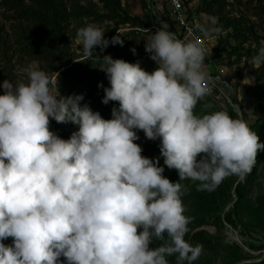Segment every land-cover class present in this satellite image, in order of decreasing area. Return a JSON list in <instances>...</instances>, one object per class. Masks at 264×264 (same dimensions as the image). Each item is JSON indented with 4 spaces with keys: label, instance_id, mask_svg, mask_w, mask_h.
Segmentation results:
<instances>
[{
    "label": "clouds",
    "instance_id": "9594fccd",
    "mask_svg": "<svg viewBox=\"0 0 264 264\" xmlns=\"http://www.w3.org/2000/svg\"><path fill=\"white\" fill-rule=\"evenodd\" d=\"M78 36L89 56L124 43L93 25ZM145 41L151 72L102 57L110 84L102 103L118 102L110 119L81 106L82 95L62 96L58 72L53 81L29 66L27 82L0 83V264H170V257L193 264L203 254L202 244L185 239L192 218L181 181L211 191L230 176L243 178L264 142L226 111L195 114L212 92L201 44L177 38L164 22ZM255 59L264 62V47ZM52 120L77 130L64 139ZM138 131L160 141L159 157L142 154Z\"/></svg>",
    "mask_w": 264,
    "mask_h": 264
},
{
    "label": "rangeland",
    "instance_id": "374dc122",
    "mask_svg": "<svg viewBox=\"0 0 264 264\" xmlns=\"http://www.w3.org/2000/svg\"><path fill=\"white\" fill-rule=\"evenodd\" d=\"M13 1L15 0H0V83L6 79L14 84L27 82V69L32 66L46 72L53 81L56 80L55 72H58L62 96L75 85L76 70L81 67L102 68L104 55H111L114 59L125 58L127 55L136 60L150 58V54L145 51V40L162 22L166 23L165 16H169L166 9L164 12L156 9L149 0H121L123 9L131 18H139L140 25L123 23L121 19L75 17L79 12L76 8L79 7L97 14L107 13L99 0H79L80 6L70 9L68 21L60 29L54 30L49 26L39 28L34 19L20 17L15 9L8 7L9 2ZM246 1L242 0V4L236 1L233 7L241 10L246 20L254 25L260 43L264 46V9L256 7L255 11L261 13L253 15L251 9L258 3L253 1L247 8L243 4ZM195 2L198 6L201 0ZM261 2L264 7V0ZM24 4L30 6L27 0ZM206 19L210 29L214 31L215 39L212 42L215 48L211 61L205 62V71L214 77L211 94L198 102L195 114L204 115L223 110L233 118H242L248 126L264 120V80L257 81L255 77V70L261 63L256 61L253 54L255 45L248 42L236 55L220 53L217 51L218 43L220 37L225 38L226 33L217 30L215 17L208 16ZM87 25L100 28L104 32V38L109 41L118 33L124 39L123 46L110 43L107 48L101 50L97 47L90 56L86 55L78 33ZM30 42L50 47L41 51L38 57H33L24 51V46ZM230 42L232 45L238 44L232 39ZM133 48L136 50L135 54L131 51ZM150 62L156 68V63L153 60ZM0 94H3L2 88ZM137 134L140 138L145 136L142 131ZM173 174L179 177L175 169H167V176ZM225 180L231 183V190L219 208L206 217L207 224L196 230L203 229L212 235L226 238L232 248L228 252H207L200 258L199 264H256L264 261V151L258 153L250 173L243 178L233 175ZM196 182L184 180V184L190 186ZM186 211L188 212L187 207Z\"/></svg>",
    "mask_w": 264,
    "mask_h": 264
},
{
    "label": "trees",
    "instance_id": "16d2710c",
    "mask_svg": "<svg viewBox=\"0 0 264 264\" xmlns=\"http://www.w3.org/2000/svg\"><path fill=\"white\" fill-rule=\"evenodd\" d=\"M26 0H15L9 2L8 7L10 9H15L16 13L25 19H34L39 24V28L52 27L54 30L61 28L63 23L68 21L71 12L70 9L79 7V0H27L30 6L24 4ZM106 10V14H97L92 10H86L82 7L76 8L78 15L75 17H94L96 19H107L115 20L121 19L123 23L127 24H137L140 25L141 21L139 18H131L127 11L122 7L121 0H99ZM239 1L242 4V0H201L197 6V13H205L208 16H213L216 18V28L220 33L225 32V38L220 37L217 51L220 53L225 52L229 56L236 55L240 50L243 49L244 45L248 42L253 43L254 49L253 54L258 55L260 48L264 47L260 43V38L257 35L254 25L246 20L244 13L239 9H234V2ZM256 1L258 4L253 6L251 10L253 15H259L261 12L255 11L257 8H262V0H247L243 4L249 7V4ZM70 7V8H69ZM247 7V8H248ZM82 8V9H81ZM261 9V10H262ZM75 10V11H76ZM230 39L237 42V45H232ZM50 45H45L41 43L35 44L34 42L28 43L24 46V51L26 54L33 57H38L39 53L43 50H47ZM46 53V51H45ZM48 54V53H46ZM130 63L139 62L141 67L151 72L155 68L153 63H151L150 58L142 57L140 60H136L127 55L125 58H120ZM98 68H79L76 70L77 78L75 85L70 89V91L63 96H83V100L80 101L81 106L87 104L93 111L99 112L101 116L105 119H110L112 114V109L114 107L118 108V102L110 101L108 104H103L102 99L104 97V88L110 87L109 81L106 74ZM255 77L257 81L264 80V62L255 70ZM103 85L100 87L99 85ZM196 105L195 112L198 109ZM216 109V108H214ZM253 131H255L260 137V141L264 142V120L257 122L249 126ZM50 129L57 135L64 139H68L72 132L76 131L77 128L72 123L61 124L57 123L55 120L51 121ZM138 144L143 148V155L149 158H156L160 156V141L148 140L145 136L137 141ZM160 164L163 166V158L160 159ZM167 167L165 166L164 175L172 182H178L179 177L176 174L167 176ZM184 184V181H181ZM197 181L193 185L184 184L187 188V193L183 197V202L185 207L188 208L185 215L191 217V223L188 225L189 231L185 236V239L191 244H202L203 254L200 258L207 252H219V251H231L232 246L226 238H220L219 236L212 235L205 230H196L198 227L207 224L206 217L212 212H215L220 204L225 199L229 190H231V183L227 180H223L217 187L211 191H201L197 190ZM4 244L8 245L12 243L11 238L2 241ZM160 241H154L153 247L158 246ZM200 258L193 262V264H199ZM170 264H175V257H170ZM256 264H264V261L257 262Z\"/></svg>",
    "mask_w": 264,
    "mask_h": 264
},
{
    "label": "built area",
    "instance_id": "2783aa9c",
    "mask_svg": "<svg viewBox=\"0 0 264 264\" xmlns=\"http://www.w3.org/2000/svg\"><path fill=\"white\" fill-rule=\"evenodd\" d=\"M154 4L156 9L164 12L167 10L169 16H165L166 24L169 31H172L177 38L184 41H196L201 44L207 51V63L211 61L215 44L213 29L207 24L208 15L205 13H197V0H149ZM171 23V24H170ZM205 61V62H206ZM222 71V70H220ZM210 81L212 87L213 77Z\"/></svg>",
    "mask_w": 264,
    "mask_h": 264
}]
</instances>
